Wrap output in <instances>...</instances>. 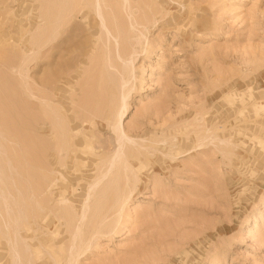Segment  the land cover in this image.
Returning a JSON list of instances; mask_svg holds the SVG:
<instances>
[{
  "label": "rangeland",
  "instance_id": "obj_1",
  "mask_svg": "<svg viewBox=\"0 0 264 264\" xmlns=\"http://www.w3.org/2000/svg\"><path fill=\"white\" fill-rule=\"evenodd\" d=\"M92 1L0 0V264H264V0Z\"/></svg>",
  "mask_w": 264,
  "mask_h": 264
},
{
  "label": "bare ground",
  "instance_id": "obj_2",
  "mask_svg": "<svg viewBox=\"0 0 264 264\" xmlns=\"http://www.w3.org/2000/svg\"><path fill=\"white\" fill-rule=\"evenodd\" d=\"M65 1H67L66 3H67V6L69 7L68 9H70V7H71V4H72V2H74V4L72 5V8H74L75 10H77L79 7H81L82 8V10L84 9V8H86L88 5H90L89 4V1H92V0H65ZM72 1V2H71ZM101 2H103V0L101 1V0H93L92 1V6L93 7H95L96 5H99V4H101ZM105 2V1H104ZM71 3V4H70ZM105 4H107V3H105ZM108 5V4H107ZM106 5V6H107ZM71 8V9H72ZM65 10V9H64ZM69 12V11H68ZM72 11H70V13H67V15H64V17L61 19V21L64 19V22L66 21V19L68 18V20H69V18H72V13H71ZM52 13V15H53V12H51ZM79 13V12H78ZM52 18V17H51ZM50 19V18H49ZM46 22V21H45ZM67 22V21H66ZM48 24V23H47ZM115 24V27H116V23H114ZM104 27V29H105V31H106V34H109L108 36H111L112 38H114V40H116L119 36V33L117 32V34L115 33V34H113V33H111V31H110V29L106 26V25H104L103 26ZM114 27V26H113ZM59 28V23H57V16L55 17H53V19H52V24H51V29H52V34H54L56 31H57V29ZM117 29V28H116ZM116 29H115V32H116ZM118 30V29H117ZM53 38V37H52ZM111 38V39H112ZM105 41H106V39H105ZM116 43V42H115ZM118 55H120V57H121V55H122V53L121 52H118ZM126 76L127 75H123V83L125 84V82H126ZM128 82V81H127ZM123 99V98H122ZM121 108V107H120ZM118 109L117 110V112H116V117H115V121H114V123L116 124V125H118L120 122H121V119H122V117L124 116V113H125V108L124 109ZM262 109V108H261ZM6 126V125H5ZM58 129V128H57ZM60 132H61V130H60ZM62 133V132H61ZM9 137H8V136ZM0 136H2V140L6 143V144H11V145H13L12 143V138H10V135L9 134H7V132H5L4 130H2V129H0ZM124 137V136H123ZM10 138V139H9ZM207 139V138H206ZM3 143L0 141V145H2ZM67 144V143H66ZM68 148V147H67ZM11 150V149H10ZM4 152V151H3ZM72 153V152H71ZM70 154V153H69ZM0 156H2L3 158H4V160L5 161H7L6 160V158L3 156V153L0 151ZM118 159H119V161H118V163L116 162L115 164L114 163H111L112 162V157H111V159H109L108 161H107V163H105L104 165V167L105 168H103V170H102V167H103V165H102V167L100 168V170H101V172H99L100 174H99V176L97 177V178H95V180L93 181L94 183V185H97V184H99L104 178H106L108 175H112L113 174V171H112V168H114V171H116V174H117V176H118V173H120V174H122V176H123V182H124V187H126L127 186V184H128V186L130 185V184H132L133 182H135V178H131V177H129L128 175H124V172H127V169L129 168V164H128V155H127V151H125V149H121L120 150V152H119V155H118ZM1 163V162H0ZM101 166V165H100ZM9 167H10V164H9ZM2 170H3V168H2ZM1 174H2V172H1V169H0V192H3V193H5V191L3 190V186L5 185V182H4V180H3V177L1 176ZM3 175V174H2ZM112 178V180H113V176L111 177ZM111 178L110 179H108L107 181H106V183H110L112 180H111ZM91 186V188H92V184L90 185ZM123 187V188H124ZM90 188V187H89ZM129 188H130V186H129ZM106 189V188H105ZM128 189V188H127ZM131 189V188H130ZM130 189H128V191L130 190ZM131 191V190H130ZM130 191L129 192H127L126 194L124 193V195H117V199H120V200H122V204H123V202H125V200H127V198L129 197V194H130ZM6 192H8V191H6ZM8 194H11V192L9 193L8 192ZM88 196V195H87ZM61 201L58 203V205H59V207H61V209H62V207H64V206H67V204H68V202L66 201H62V199H60ZM85 202L83 203L84 204V206H83V210H82V212H81V214L78 216V221H81L83 218H87L88 216H87V214H88V211L89 210H91V206H90V204H89V202H87V199H85L84 200ZM69 205V204H68ZM88 207V209H86ZM60 209V208H59ZM64 210H66V209H64ZM62 211H63V209H62ZM64 214V216H65V213H64V211L63 212H61L60 214ZM68 214V213H67ZM64 216H62V217H60V218H63ZM67 216V215H66ZM74 228H75V226H74ZM81 228V227H80ZM78 226L76 227V230L78 231V230H81ZM76 230H74V232L72 233V237H73V240H74V246H75V248H76V251H77V253H74V254H72L71 256H70V264H75V262L77 261V255H79V253L78 252H81L82 253V245H81V238H79V237H77V235H76ZM8 242V241H7ZM73 245V244H72ZM13 247H14V245H13ZM74 248V247H73ZM12 252H13V256H14V259H16L15 258V255L16 256H18L19 254H18V252H17V250L14 248H12ZM18 259L20 260L21 258H20V256H18ZM18 261V260H17ZM20 262H21V260H20ZM17 264H18V262H17Z\"/></svg>",
  "mask_w": 264,
  "mask_h": 264
}]
</instances>
